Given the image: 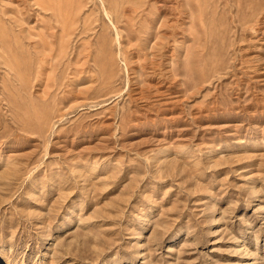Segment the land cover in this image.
<instances>
[{
  "label": "rangeland",
  "instance_id": "374dc122",
  "mask_svg": "<svg viewBox=\"0 0 264 264\" xmlns=\"http://www.w3.org/2000/svg\"><path fill=\"white\" fill-rule=\"evenodd\" d=\"M0 264H264V0H0Z\"/></svg>",
  "mask_w": 264,
  "mask_h": 264
},
{
  "label": "bare ground",
  "instance_id": "6f19581e",
  "mask_svg": "<svg viewBox=\"0 0 264 264\" xmlns=\"http://www.w3.org/2000/svg\"><path fill=\"white\" fill-rule=\"evenodd\" d=\"M163 11H164V10H163ZM165 25H166V24H165ZM165 25H164V26H165ZM161 27H162V26H161ZM169 52H170V51H169ZM239 249H240V251H241V250L243 249V245H242V246L240 245V248H239ZM244 250H245V249H244ZM247 253H248V252H247Z\"/></svg>",
  "mask_w": 264,
  "mask_h": 264
}]
</instances>
